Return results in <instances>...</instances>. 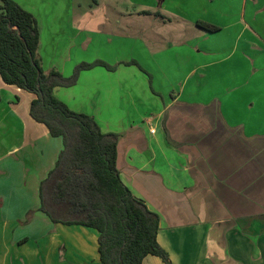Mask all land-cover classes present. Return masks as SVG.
<instances>
[{"label":"crops","instance_id":"crops-1","mask_svg":"<svg viewBox=\"0 0 264 264\" xmlns=\"http://www.w3.org/2000/svg\"><path fill=\"white\" fill-rule=\"evenodd\" d=\"M103 1L93 0L80 14L71 4L69 20L55 13L57 5L41 4L32 14L39 21V12L52 11L71 29L61 47L59 41L50 44L52 62H45L39 31L44 73L57 61L65 78L82 62L117 65L115 71H82L76 85L55 89V97L91 116L103 133L118 135L120 179L159 216L157 242L173 264H264V87L255 79L264 72V64L256 63L264 58V36L250 19H239V32L221 43L231 25L206 15L205 21L188 19L181 6L160 0L156 7L132 10L137 17L160 14L157 30L141 31L147 61L137 62L144 73L121 65L128 61L123 46L113 52L114 42L130 39L131 9L123 8V0L107 2L115 20L99 22L95 15ZM203 1L211 9L213 0ZM253 4L264 7V0ZM197 22L219 30L190 34L188 26ZM169 25L176 29H163ZM134 80L141 92L131 91ZM34 98L0 77V264H100L96 230L54 225L38 211L40 183L63 141L30 117ZM142 264L163 263L147 256Z\"/></svg>","mask_w":264,"mask_h":264},{"label":"trees","instance_id":"trees-1","mask_svg":"<svg viewBox=\"0 0 264 264\" xmlns=\"http://www.w3.org/2000/svg\"><path fill=\"white\" fill-rule=\"evenodd\" d=\"M143 15H152L143 12ZM160 17L159 13L153 14ZM214 33L218 27L197 22ZM40 34L36 19L13 0H0V77L35 96L29 115L43 124L51 137L61 138L63 149L54 168L39 186V212L54 225L83 226L98 232L100 264H142L147 256L173 264L157 242L159 216L123 184L117 169L118 135L105 134L95 120L76 113L57 99L54 90L76 85L82 71L103 67L102 61L82 62L70 77L58 70L44 73L38 54ZM145 71L135 61L125 63ZM149 77L150 90L152 78ZM32 212L27 214L26 222Z\"/></svg>","mask_w":264,"mask_h":264},{"label":"rangeland","instance_id":"rangeland-1","mask_svg":"<svg viewBox=\"0 0 264 264\" xmlns=\"http://www.w3.org/2000/svg\"><path fill=\"white\" fill-rule=\"evenodd\" d=\"M18 6H20L23 10L29 12L30 14L38 13L39 7L42 5L49 6V8H52L54 5H57V11H55L56 14H59L61 18L64 20H69V13L71 12L70 5L76 4L77 10L76 14L84 13L87 10H89V7L93 5V0H13ZM113 2V0H104L103 2H99V8L96 10V18H98L99 22L102 20H109L110 22H113L115 20V14H113L110 10V8L107 6V2ZM160 0H123V8L128 9L130 8V22L131 25L129 27V40H125L120 43L114 42L113 52H120L118 51V48L120 46H123L122 53L125 57L128 58V61L124 62L121 65H124L125 63H129L132 61L137 62L138 59L144 61H147V58L145 57V51L143 49L144 40L142 38L141 31L145 30H151L155 31L158 29L154 25L155 20H158L155 17L149 16L147 17H137L136 11L132 10H138L144 9L143 6L147 7H156V5L159 3ZM211 1V0H210ZM255 0H213L211 9H208L207 6H205L203 0H166L164 3L167 7L170 6V4L176 3L179 6H181V9L183 12H185V16L188 19L191 20H204L202 16L206 15L207 20L212 22L214 21V18L216 21H220L222 23V26L229 28L224 29L221 33V43H225L227 38V35H235L239 32L241 29L240 26L237 24L239 19H245V20H251L250 26L253 30H256L260 33V36H264V7L263 4H260L258 6L254 5L253 2ZM263 1V0H259ZM107 3V4H106ZM189 7H186V6ZM189 9V10H186ZM152 10V9H151ZM43 16H39V21L36 17H34L37 21V25L39 28V31L41 33V36L44 40L45 46H47V50L43 51L44 58L46 59L45 62H52V52L49 51V48L51 47L50 44H54V41H59V47L63 44V39L66 38L67 40L71 36V29L69 27V22H63L58 21L55 18H52L53 14L52 11H41L39 12ZM186 13H188L186 15ZM34 15V14H33ZM205 17V16H204ZM151 26H149V25ZM208 24V23H206ZM100 25V24H99ZM106 25V24H104ZM150 27V28H149ZM106 29V26L102 27V29ZM191 32H195L196 34L200 33L201 29L196 27V25L188 26ZM166 31L175 30L176 28L174 26H165L163 27ZM172 32V31H171ZM40 34V33H39ZM143 35H147L146 33ZM151 35V34H150ZM54 36V40H53ZM151 36H154L153 33ZM52 39V40H51ZM62 43V44H61ZM140 43V44H139ZM223 45V44H222ZM225 46V44H224ZM43 58V61H44ZM59 63L55 70H58L60 72L61 70V64L60 61H57ZM138 63V62H137ZM256 63L261 67L262 64H264V58H258ZM230 63H228V66ZM112 66V65H111ZM117 66V65H113ZM130 67L131 65H124ZM133 66V65H132ZM74 70V69H73ZM261 75V76H260ZM256 79L257 84H263L262 87H264V72L260 74ZM259 78V79H258ZM254 79V80H255ZM257 80H259L257 82ZM131 84V91H138L141 92V84L137 81H130ZM264 90V88L262 89Z\"/></svg>","mask_w":264,"mask_h":264},{"label":"built area","instance_id":"built-area-1","mask_svg":"<svg viewBox=\"0 0 264 264\" xmlns=\"http://www.w3.org/2000/svg\"><path fill=\"white\" fill-rule=\"evenodd\" d=\"M149 132H150L151 135H155L156 134L154 128H150V131Z\"/></svg>","mask_w":264,"mask_h":264}]
</instances>
